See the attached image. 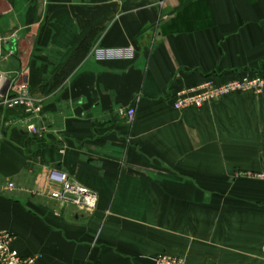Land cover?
<instances>
[{"label": "crops", "instance_id": "0c3cea01", "mask_svg": "<svg viewBox=\"0 0 264 264\" xmlns=\"http://www.w3.org/2000/svg\"><path fill=\"white\" fill-rule=\"evenodd\" d=\"M90 34L87 57L42 90ZM132 45L99 62L94 47ZM264 72V0H0V98L25 79L45 127L0 103V229L40 264H264V91L176 110L174 95ZM134 107L132 122L121 115ZM51 168L98 197L43 192Z\"/></svg>", "mask_w": 264, "mask_h": 264}, {"label": "built area", "instance_id": "2783aa9c", "mask_svg": "<svg viewBox=\"0 0 264 264\" xmlns=\"http://www.w3.org/2000/svg\"><path fill=\"white\" fill-rule=\"evenodd\" d=\"M134 46L93 48L91 56L99 62L113 60H132L135 58ZM264 91V72H256L239 79L216 83L212 79H206L200 84L183 88L174 95L173 106L176 110L190 108H201L204 105L223 99L229 95L243 92H254L261 94ZM0 103L7 108H17L22 111L26 120L27 131L34 136H42L46 128L35 123L40 117L43 105L40 98L30 91V86L23 79L13 86L12 90L0 98ZM121 115L132 122L136 115V109L129 107L121 111ZM47 182L52 186L43 193L62 204H70L76 210L84 214L93 213L98 206V197L84 185L74 181L63 170L51 168L45 176ZM0 188L13 191L16 184L11 179L0 177ZM15 237L9 231L0 229V264H40L43 256L33 254L24 256L14 247ZM157 264H187L184 258L175 257L166 253L156 256Z\"/></svg>", "mask_w": 264, "mask_h": 264}, {"label": "trees", "instance_id": "16d2710c", "mask_svg": "<svg viewBox=\"0 0 264 264\" xmlns=\"http://www.w3.org/2000/svg\"><path fill=\"white\" fill-rule=\"evenodd\" d=\"M93 38L94 34H90L87 38H85V40L80 44L77 50L65 63L61 71L53 78V80L44 83V85L42 86L43 91L52 93L66 82V80L71 76L76 68L87 57L92 46Z\"/></svg>", "mask_w": 264, "mask_h": 264}, {"label": "rangeland", "instance_id": "374dc122", "mask_svg": "<svg viewBox=\"0 0 264 264\" xmlns=\"http://www.w3.org/2000/svg\"><path fill=\"white\" fill-rule=\"evenodd\" d=\"M249 175L252 176V178H255V179H264V174L263 173H249Z\"/></svg>", "mask_w": 264, "mask_h": 264}]
</instances>
